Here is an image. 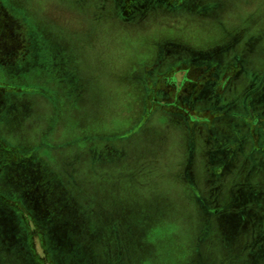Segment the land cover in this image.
Segmentation results:
<instances>
[{
  "label": "rangeland",
  "instance_id": "obj_1",
  "mask_svg": "<svg viewBox=\"0 0 264 264\" xmlns=\"http://www.w3.org/2000/svg\"><path fill=\"white\" fill-rule=\"evenodd\" d=\"M0 264H264V0H0Z\"/></svg>",
  "mask_w": 264,
  "mask_h": 264
}]
</instances>
